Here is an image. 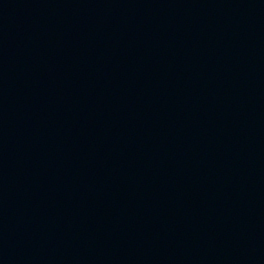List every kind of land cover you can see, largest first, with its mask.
Segmentation results:
<instances>
[{"label": "water", "instance_id": "95a60500", "mask_svg": "<svg viewBox=\"0 0 264 264\" xmlns=\"http://www.w3.org/2000/svg\"><path fill=\"white\" fill-rule=\"evenodd\" d=\"M0 264H264V0H0Z\"/></svg>", "mask_w": 264, "mask_h": 264}]
</instances>
